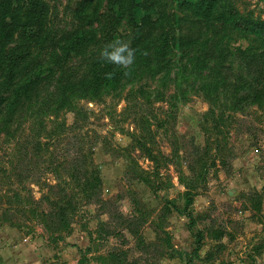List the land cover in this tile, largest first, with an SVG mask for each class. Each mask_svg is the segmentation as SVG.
<instances>
[{
	"label": "rangeland",
	"instance_id": "1",
	"mask_svg": "<svg viewBox=\"0 0 264 264\" xmlns=\"http://www.w3.org/2000/svg\"><path fill=\"white\" fill-rule=\"evenodd\" d=\"M43 1L50 13L42 38L17 37L0 43V227L16 229L50 249L53 264L255 261L259 246L248 220L258 217L264 205V109L254 106L244 117L235 115L230 139L234 157L227 167L210 171L188 209L187 190L177 166L162 164L156 176L154 163L136 141L142 134L138 118L149 120L153 137L149 146L154 154L172 158L186 173L196 157L195 148L205 146L201 121L209 105L202 93L193 90L199 73L189 61V52L175 49L171 55H157L162 34H136L127 15L114 8L113 0ZM159 6L168 16L167 31L185 36L200 31L203 39L213 38L218 44V49L207 44L211 52L227 55L225 67L232 65L236 73L249 79L257 76L250 74L248 64L264 51L262 42L238 29L212 25L190 29L172 0H159ZM224 6L239 10L243 19L264 20V0H226ZM144 14L138 9L134 17L140 21ZM151 15L157 19L155 11ZM86 33L95 36L93 46L80 57H69L72 41L83 40ZM135 39L140 40L138 54L128 66L135 65L136 77L118 91L103 88L93 95L84 81L92 63L114 48L136 47ZM147 60L151 63L146 64ZM170 60L175 64L166 67L164 62ZM49 69L54 71L52 81L44 80L32 102L9 117L12 91L39 74L45 79ZM70 81L77 85L66 95L80 116L60 108ZM141 88L148 93L141 94ZM227 102L228 98L222 100ZM164 121L166 127L158 128ZM80 157L90 164L89 169L101 173L105 204L96 198L88 203L77 193L69 169ZM130 159L140 167L139 172L150 174L155 189L138 181L135 170L128 173ZM255 192L260 196L253 197ZM67 197L75 205L69 210L70 227L65 229L55 214ZM3 214L9 220L6 224ZM221 233L228 236L219 238ZM72 248L76 254L70 252Z\"/></svg>",
	"mask_w": 264,
	"mask_h": 264
},
{
	"label": "trees",
	"instance_id": "2",
	"mask_svg": "<svg viewBox=\"0 0 264 264\" xmlns=\"http://www.w3.org/2000/svg\"><path fill=\"white\" fill-rule=\"evenodd\" d=\"M127 1L130 2L129 6H126ZM172 1L178 10L185 15L182 22L190 29L201 25H212L222 30L238 29L252 35L256 40L264 44V20L250 21L243 19L239 10L224 6L226 0ZM112 5L114 8L115 6L118 7L119 12L122 10L123 15H127L128 21L131 23L132 28L135 29L136 34H153L157 32L162 34L160 45L156 51L157 55L160 57L166 54L171 55L175 49H178V51L187 50L189 52L188 56H190L189 61L192 59V65L193 63L195 64V69L199 73L193 90L195 93H202L203 98L209 105V110L201 121V129L206 140L204 147L195 148L196 157L188 164L187 173L180 170V165L173 163L172 158L169 159L160 153L159 155L154 154L153 149L149 146V142L152 143L153 139L152 125L149 120L144 122L141 117L137 120L138 129L142 134L136 141V145L139 146V150L145 154L147 159L154 163V174L156 173V176L159 177V166L162 164L167 168L169 165L177 166L180 182L187 190L185 197L188 201L187 207L189 209L193 199L199 195L197 193L198 186L206 183L210 171L213 168L227 167L229 161L234 157L233 149L230 147V139L235 115L241 114L244 117L254 106L257 109H264V51L252 57L251 63L249 62L250 74H257L255 78L249 79L236 73L232 65L230 67L223 65L228 58L227 55L219 51L211 52L209 50L210 47L207 48V44L211 42L210 46L218 49L219 46L216 41H213V38L203 39V34L200 31H191L187 36L184 34L177 35L175 31H167L168 16L166 14L163 15L160 11L159 0H144L140 4L136 0H113ZM125 6L128 8L127 11L124 10ZM138 9L145 12L140 21H137L134 17V12ZM153 11L156 12L157 19L152 17L151 13ZM49 13V5L43 0H0V43L12 42L17 37L27 40H39L46 32ZM241 23H243V26ZM82 36L83 40L77 37L72 41L70 48L67 50L69 57L84 55L96 41L93 34L86 33ZM133 42L136 47L132 49L124 48L123 52H119L120 48H114L107 57L95 60L92 63L90 76L84 81L89 84L93 95H97L103 88H109L113 92L118 91L125 83L131 82L136 77L138 73L134 74L135 65L128 66V63L125 62L129 60V53L131 54L130 61L138 54L137 45L140 44V40L135 39ZM197 47H203L204 49L201 51V48H199L200 50L198 49L195 52ZM148 48L146 56L149 57L151 47L149 46ZM197 53H199V56H196ZM116 54L121 57L120 60L110 59V56ZM154 61L158 62L159 60L155 59ZM146 62V64H150L151 60ZM173 64L175 63L171 60L164 62L166 67ZM48 72L49 74L45 79L39 74L20 84L19 87L12 91L13 100L8 109L9 117L15 116L18 112L20 113V110H23L27 103L32 102L44 80L52 81L54 71L49 69ZM75 85H77L76 81H70V85L63 92L65 103L60 108H68V110L76 112V115L80 116V112L78 113L75 105L71 102V98L66 95V91L69 89L73 91L71 88ZM196 85H198L197 88ZM141 89V94L144 92L148 93L144 88ZM224 98H228L229 102L222 103ZM166 124L167 121H164L158 128L164 129ZM129 161L130 169L128 173L131 174L132 171H136L139 175L138 181L155 189L156 186L152 183L150 174H146L142 169L139 172L138 168L140 169V167L133 159ZM89 167L90 164L83 157L77 158L72 162L69 173L72 181L76 184L77 193L85 197L88 203L93 202L96 198L99 202L105 204L106 202L101 199L103 187L101 173L97 170L89 169ZM259 196L258 193L253 194V197ZM74 205V201L67 197V203L63 206L60 205L58 213L55 214L59 223L65 229L70 227L71 212L69 210ZM5 216V214L2 215L3 224L9 221L7 216ZM130 232L132 235H136L135 232ZM224 235L225 233H221L219 238H223ZM199 250L200 244H198L196 254Z\"/></svg>",
	"mask_w": 264,
	"mask_h": 264
},
{
	"label": "crops",
	"instance_id": "3",
	"mask_svg": "<svg viewBox=\"0 0 264 264\" xmlns=\"http://www.w3.org/2000/svg\"><path fill=\"white\" fill-rule=\"evenodd\" d=\"M253 213L258 214L257 211ZM248 223L251 234L255 237L256 246H259L258 256L251 263L235 261L233 264H264V205L258 217L251 216ZM227 236L225 234L222 239ZM76 251L70 249L74 254ZM51 255L50 249L42 248L36 242L30 241L20 231L5 225L0 227V264H53L55 261L51 259Z\"/></svg>",
	"mask_w": 264,
	"mask_h": 264
},
{
	"label": "clouds",
	"instance_id": "4",
	"mask_svg": "<svg viewBox=\"0 0 264 264\" xmlns=\"http://www.w3.org/2000/svg\"><path fill=\"white\" fill-rule=\"evenodd\" d=\"M123 51H124V48H120L119 49V52H123ZM130 57H131V54L129 53V60L125 61L126 63H130ZM110 59H112V60H120L121 57L118 54H116V55L110 56Z\"/></svg>",
	"mask_w": 264,
	"mask_h": 264
}]
</instances>
